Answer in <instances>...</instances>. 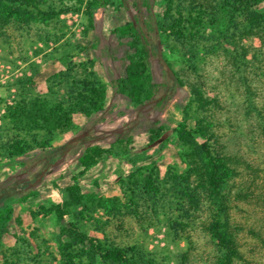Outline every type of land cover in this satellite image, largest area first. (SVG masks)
Here are the masks:
<instances>
[{"label":"rangeland","instance_id":"rangeland-1","mask_svg":"<svg viewBox=\"0 0 264 264\" xmlns=\"http://www.w3.org/2000/svg\"><path fill=\"white\" fill-rule=\"evenodd\" d=\"M90 1L43 0L38 9L48 17L30 8L35 20L0 25V189L22 185L0 264H62V252L74 264H109L78 233L141 264H219L224 250L210 232L218 204L205 187L207 160L177 137L184 123L202 129L195 141L224 157L225 214H218L235 237L239 256L231 264H264V26L245 12L264 14V0H109L92 10V25ZM139 12L156 23L163 58L180 81L161 103L140 108L117 88L132 53L131 37L118 28ZM147 67L161 83L159 60L151 56ZM84 81L103 85V109L73 114L66 130L48 136L7 118L21 100L68 106ZM16 140L30 148L12 156ZM93 147L106 152L80 174L79 160ZM75 183L83 201L60 217L65 189Z\"/></svg>","mask_w":264,"mask_h":264},{"label":"trees","instance_id":"trees-1","mask_svg":"<svg viewBox=\"0 0 264 264\" xmlns=\"http://www.w3.org/2000/svg\"><path fill=\"white\" fill-rule=\"evenodd\" d=\"M43 0H0V25H5L11 20L17 23L26 24L35 20V15L30 8L37 10L38 15L45 18L49 13H43L38 9V5ZM241 4L248 6L250 2L258 3L261 0H240ZM109 0H92L87 4V14L89 24H93V11L97 8H104L108 5ZM246 19L256 27L264 26V14L251 11L248 7L245 9ZM156 23H147L139 15L135 23L129 22L118 28L121 35H128L132 41L129 45L131 54L128 55V65L125 69V79L118 81V92L125 94L136 107H144L149 104H159L171 94L180 81L175 78L174 73L170 69L168 63L163 58L162 52L158 45V37L155 34ZM159 60L163 70V81L159 84L152 82L151 75L148 71V60L150 57ZM79 98H75L68 106L62 103L51 104L46 99H34L32 101L21 100L15 106L8 107L7 118L15 128H23L24 130L45 131L48 136H52L56 131H63L72 126V115L77 112L90 114L91 112H99L103 109L105 99V88L97 81L83 82V87ZM162 128L150 131V140L160 135ZM178 139L185 145L190 146L193 151L198 153L199 160L203 163L207 160V164H203L205 170V187L209 193L217 200L216 213L213 215L212 224L210 226L211 234L216 237L224 250V255L219 264H231L235 257H238L235 237L229 229V222L221 221L218 212L225 214L226 197L223 193L224 187L228 179V169L224 163V157L213 153L207 143L198 144L195 141L194 134L205 136L202 129L191 131L187 129V125L181 124L176 129ZM46 142L43 145H46ZM30 148L23 141L16 140L9 146V154L12 156L21 155ZM56 150H50L46 153L47 162L49 164L56 161ZM106 151L100 147H93L87 150L80 158L79 162L82 166L83 174L89 167L95 165ZM193 164V163H192ZM151 182L149 177L145 180V189L151 190ZM22 185H10L0 189V244L3 235L6 233L7 224L12 217V202L15 195L21 190ZM66 198L62 207L59 209L60 217L66 214V209L78 206L82 203L83 197L80 193V187L77 183L65 189ZM116 200V199H115ZM113 202V200H103L105 202ZM100 203V204H102ZM73 226V225H72ZM80 240L88 241L93 245V255L105 263L109 264H141L135 258L128 257L125 250L114 247H103L97 240L90 239L85 235L78 233ZM62 264H74L64 252L61 255Z\"/></svg>","mask_w":264,"mask_h":264}]
</instances>
